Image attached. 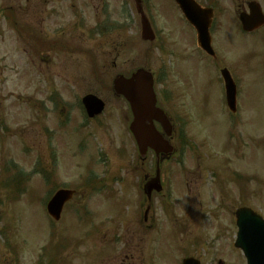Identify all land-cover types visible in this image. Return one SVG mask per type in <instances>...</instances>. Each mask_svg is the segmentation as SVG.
<instances>
[{
    "label": "rangeland",
    "instance_id": "374dc122",
    "mask_svg": "<svg viewBox=\"0 0 264 264\" xmlns=\"http://www.w3.org/2000/svg\"><path fill=\"white\" fill-rule=\"evenodd\" d=\"M243 3L244 0H220L215 4L213 39L222 67L231 69V60L232 64L242 60V43L246 40L230 19ZM154 5V19L164 27L165 51H174V61L163 57L157 45L145 43L139 31L138 35L127 33L126 41H135L132 51L125 48L121 57H104L101 61L106 60L108 70L101 76V72L94 71L95 77L81 59L54 57L49 67L40 66L32 58V51L25 49L21 37L12 32L14 24L10 20L4 23L0 16V264H58L49 259L58 251L55 259L60 264H122V245H116L114 237L118 231L125 233L131 221L141 219L138 209L143 198L138 184L141 172L132 164L137 151L129 132V107L124 100L116 99L110 88L117 75H129L145 66L158 75L156 92L160 104L174 117L178 132L184 130L185 142L177 139L176 148L185 147L181 164L175 156L162 165L172 188L167 190L166 185L165 193L154 199V240L149 252L152 259L144 264H181L187 254L203 259L205 264H218L220 259H226L228 264H245L235 251L233 261L231 252L237 233L234 211L248 204L264 215V79L256 75L236 80L239 92L244 94L240 104L247 122L241 120L240 110L238 123L230 131L234 145L226 137L230 133L226 115L216 109L214 97L220 98L217 69L195 49L194 34L180 20L173 3L161 0L160 5ZM4 7L23 10L14 13L18 27L23 26V19L24 24L38 29V0H0V10ZM168 36L172 38L170 44ZM85 42L88 57L96 43L90 39ZM36 43L37 40L33 45ZM113 61L117 64L113 65ZM257 62L253 59L250 64ZM165 73L168 78H161ZM52 74L58 76L51 77ZM164 92L169 93L167 101ZM91 93L106 102L105 113L93 122L78 106L80 97ZM247 124L250 133L246 132ZM9 165L13 169L7 173ZM17 172L28 182L15 193L3 185ZM90 173L111 184L105 196L103 191L101 195L84 192ZM54 188L80 192L58 225L50 223L45 210ZM117 201L124 210L123 227L115 221L120 208ZM83 202H90L96 224L104 226L101 237L94 234L89 246H85L84 217L77 219V209L84 215L79 205ZM213 238L218 240V250L211 247ZM144 256L145 251L138 264H142Z\"/></svg>",
    "mask_w": 264,
    "mask_h": 264
},
{
    "label": "flooded vegetation",
    "instance_id": "af4514ba",
    "mask_svg": "<svg viewBox=\"0 0 264 264\" xmlns=\"http://www.w3.org/2000/svg\"><path fill=\"white\" fill-rule=\"evenodd\" d=\"M125 1L131 3H126V5L129 4L128 7L131 13H128L123 6ZM152 1L161 0H38V12L41 13V15L38 14V31L44 34L48 40H51L50 48L52 51L56 47L70 48L69 44L75 39H81L83 42L90 39L96 44L103 43L101 44L100 61L104 57L110 58L107 49L110 50L111 56L115 55L112 58H118L122 56L124 44L126 43L123 34H133L138 29L142 31L143 17L148 18L151 26L157 32L158 26H156L153 16L150 15L152 11L150 2ZM261 1L264 3V0ZM249 2L246 3L247 6ZM262 10L264 15V4ZM242 11H246L244 12L246 15L250 14L246 7L239 14ZM78 34L81 37L76 36ZM246 35H248L249 41L244 44L246 56L243 59V77L247 79L257 75L259 79H264V26ZM159 39L157 35L156 42ZM253 59H257V65L250 64ZM102 63L106 64V60ZM114 65H116V62H114ZM223 103L221 97L217 96L216 109L226 115V122L229 126H233L235 115L229 116L228 110H226L228 108L222 105ZM240 110L245 113L244 106L239 101L238 111ZM155 158L156 156L152 153H147L145 157L137 154V157L133 158L132 161V164L141 170L140 183L145 194L153 191L157 186L156 178L158 175L156 171L160 159ZM160 182H162V175L160 176ZM149 198H147V203L145 202L147 206L141 219L138 220L139 223L134 224L128 233L120 236L124 237L123 241L126 243L128 254L131 253V257L125 255L124 260L131 258L132 264L140 262L139 256H142L144 251L149 252L150 239L153 240L154 238L152 234L154 230V202L153 197H151V200H148ZM140 206H144V203H140ZM88 228H91L89 222ZM88 237L92 236L88 235ZM196 258L198 257L196 256ZM145 260H147V257ZM220 262L224 264L221 260L218 264ZM245 264H247V261H245Z\"/></svg>",
    "mask_w": 264,
    "mask_h": 264
},
{
    "label": "water",
    "instance_id": "95a60500",
    "mask_svg": "<svg viewBox=\"0 0 264 264\" xmlns=\"http://www.w3.org/2000/svg\"><path fill=\"white\" fill-rule=\"evenodd\" d=\"M187 19L196 27L200 46L210 55H213L212 39L209 33L210 11L201 10L192 0H177ZM244 28L247 30V22L242 18ZM252 28H250L251 30ZM148 36V33H145ZM226 89L230 106H234L236 87L228 73L224 71ZM117 95L124 96L131 104L135 120L131 125V132L136 136L139 147L147 150L153 148L157 153H169L171 148L163 140L155 129L153 123L158 121L166 131L170 130V124L165 114L156 107L153 77L144 70L138 71L131 79L119 77L114 83ZM90 114L100 113L103 104L97 98L89 96L84 100ZM73 192L60 191L56 194L48 206L49 214L56 220L60 219L64 204L73 197ZM239 231V245L250 249L249 258L252 264L264 258V222L250 210L237 212ZM184 264H198L194 260H186Z\"/></svg>",
    "mask_w": 264,
    "mask_h": 264
}]
</instances>
